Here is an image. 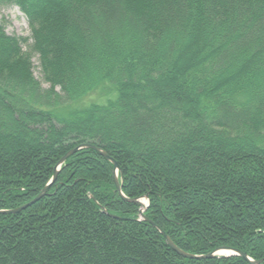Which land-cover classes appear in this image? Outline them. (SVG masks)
I'll list each match as a JSON object with an SVG mask.
<instances>
[{
	"label": "trees",
	"instance_id": "obj_1",
	"mask_svg": "<svg viewBox=\"0 0 264 264\" xmlns=\"http://www.w3.org/2000/svg\"><path fill=\"white\" fill-rule=\"evenodd\" d=\"M0 4L30 30L0 26V211L93 144L180 250L264 259V0ZM138 210L115 192L111 163L81 149L45 197L0 215V264H248L181 258Z\"/></svg>",
	"mask_w": 264,
	"mask_h": 264
},
{
	"label": "water",
	"instance_id": "obj_2",
	"mask_svg": "<svg viewBox=\"0 0 264 264\" xmlns=\"http://www.w3.org/2000/svg\"><path fill=\"white\" fill-rule=\"evenodd\" d=\"M81 149L93 150L98 155H100L102 158H104L106 161H108L112 164V166H113V182H114L115 192L118 194V196L123 201H126V202L140 206V208H141L139 210L140 218L143 219L144 221L148 222L153 228H155L157 230V232L164 238L166 245L179 257L187 259V260H195V261L204 260V259H215V258H219V257H226V258L227 257H240L243 260H245L248 264H261V262L264 261V259L259 260V261H252L247 257V255L245 253L240 252V251L233 249V248H230V247H225V246L216 248L212 252L204 254V255H193V254H189V253H186V252L180 250L178 247H176L172 243L170 238L158 226H156L154 223L149 221L144 216V211L146 210L147 205H144L143 202L147 203V201H148L147 195L140 197V198H134V199H128V198L124 197V195L121 192V186H120L118 179H117L118 165L116 164V162L111 157H109L107 155L106 152H104L101 148H99L93 144H87V143L81 144V145L73 148L69 152H67L55 165V167L53 169V176L50 179V181L46 184V186L39 192V194L34 199H32L30 202H28V203L24 204L23 206H20L16 209L0 211V215H11V214L20 213V212L24 211L25 209L31 207L32 205H34L38 201H40L43 197H45L49 188L55 182L61 166L66 162V160L69 157H71L72 155H74L76 152H78ZM103 211L105 212V210H103Z\"/></svg>",
	"mask_w": 264,
	"mask_h": 264
},
{
	"label": "rangeland",
	"instance_id": "obj_3",
	"mask_svg": "<svg viewBox=\"0 0 264 264\" xmlns=\"http://www.w3.org/2000/svg\"><path fill=\"white\" fill-rule=\"evenodd\" d=\"M0 26L3 28L5 34L14 38H29L30 30L27 24L25 16L20 10L10 4H0ZM27 44H31V40L28 39L26 44H22L23 51H28ZM32 73L33 77L40 82L42 88L48 89L49 85L44 83L42 74L39 68V62L36 55L31 57Z\"/></svg>",
	"mask_w": 264,
	"mask_h": 264
},
{
	"label": "bare ground",
	"instance_id": "obj_4",
	"mask_svg": "<svg viewBox=\"0 0 264 264\" xmlns=\"http://www.w3.org/2000/svg\"><path fill=\"white\" fill-rule=\"evenodd\" d=\"M263 260V259H262Z\"/></svg>",
	"mask_w": 264,
	"mask_h": 264
}]
</instances>
